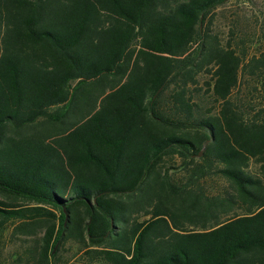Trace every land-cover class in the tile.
I'll use <instances>...</instances> for the list:
<instances>
[{"label": "trees", "instance_id": "16d2710c", "mask_svg": "<svg viewBox=\"0 0 264 264\" xmlns=\"http://www.w3.org/2000/svg\"><path fill=\"white\" fill-rule=\"evenodd\" d=\"M227 1L0 0V264H264V51L210 34Z\"/></svg>", "mask_w": 264, "mask_h": 264}, {"label": "rangeland", "instance_id": "374dc122", "mask_svg": "<svg viewBox=\"0 0 264 264\" xmlns=\"http://www.w3.org/2000/svg\"><path fill=\"white\" fill-rule=\"evenodd\" d=\"M210 15V34L215 35L223 46L238 52L243 64H247L250 58L259 56L264 51V0H229L214 9ZM207 77L205 72H201L195 84H200L204 89L203 84ZM238 84L232 93L233 97H243L246 84L255 82L252 75L246 71V74L239 78ZM195 100L209 101L204 97L203 91L195 94ZM261 169V163L250 165L252 172L259 173Z\"/></svg>", "mask_w": 264, "mask_h": 264}, {"label": "water", "instance_id": "95a60500", "mask_svg": "<svg viewBox=\"0 0 264 264\" xmlns=\"http://www.w3.org/2000/svg\"><path fill=\"white\" fill-rule=\"evenodd\" d=\"M200 154H201V152H200ZM67 218V217H66Z\"/></svg>", "mask_w": 264, "mask_h": 264}]
</instances>
